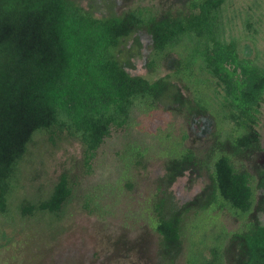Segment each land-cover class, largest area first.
Listing matches in <instances>:
<instances>
[{
  "label": "trees",
  "instance_id": "obj_1",
  "mask_svg": "<svg viewBox=\"0 0 264 264\" xmlns=\"http://www.w3.org/2000/svg\"><path fill=\"white\" fill-rule=\"evenodd\" d=\"M227 2L188 0L184 9L160 15L152 6L136 5L96 17L74 0H0V213H8L36 131L52 144L66 135L81 144L73 169L59 174L46 198L19 205L24 215L59 218L113 128L128 124L133 110L156 119L180 109L186 124L208 118L211 129L201 155L183 144L185 132L165 147L164 173L154 179L143 213L157 235V263L264 264L258 217L264 213V166H249L253 155L264 152V132L258 130L264 101L259 19L250 13L243 18V37L256 52L240 55ZM138 32L151 38L147 70L154 72L174 54L170 73L149 81L129 72L133 64L120 57V46L130 37L139 45ZM145 153L136 141L125 143L117 154L122 168L116 183L132 188V170L146 168ZM185 172L189 186L203 173L208 182L178 203L171 186ZM108 185L86 192L82 207L108 215L110 203L103 205L97 193ZM218 212L239 219L238 227L220 225Z\"/></svg>",
  "mask_w": 264,
  "mask_h": 264
},
{
  "label": "rangeland",
  "instance_id": "obj_2",
  "mask_svg": "<svg viewBox=\"0 0 264 264\" xmlns=\"http://www.w3.org/2000/svg\"><path fill=\"white\" fill-rule=\"evenodd\" d=\"M96 17L119 15L136 5L152 6L160 15L163 11L185 8L188 0H74ZM246 13L254 14L258 20L256 34L257 48L264 61V0H228L226 14L234 22L232 32L238 37L240 55L255 54L251 41L243 37V18ZM120 46V57L129 60L133 68L129 72L153 81L173 69L175 55H168L154 72L145 66L152 44L145 32L136 33ZM133 110L131 118L123 127L113 128L97 149L92 161V173L79 180L60 217L37 212L24 215L19 209L22 200L36 202L46 198L59 174L72 170L81 155V144L63 136L55 144L36 131L29 152L19 165L17 178L8 201V213H0V264H158L156 259L157 235L149 226L144 213L145 205L152 197L154 179L164 173L163 163L167 158L165 147L170 140L180 139L187 134L184 145L190 146L198 154L208 148L207 136L211 120L195 119L190 124L184 122V112L171 109L158 122ZM162 117V118H161ZM258 130L264 132V101L260 107ZM136 141L146 149L144 169H133L130 178L132 188L124 186L125 181L116 183L122 162L117 155L127 142ZM264 166V152L252 156L249 166ZM188 172L172 184L171 190L178 203L191 199L208 182L206 174H201L189 186ZM115 185L104 189L101 203L110 209L108 215L89 213L82 207L83 198L97 185ZM108 185V186H109ZM119 188V190H118ZM115 201V202H114ZM264 225V213L258 215ZM217 221L227 229L238 227L240 220L227 212H218ZM178 264H184L180 259Z\"/></svg>",
  "mask_w": 264,
  "mask_h": 264
}]
</instances>
